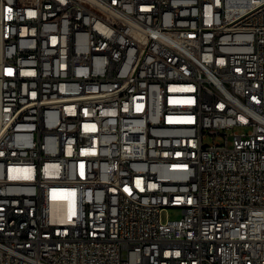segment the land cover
Listing matches in <instances>:
<instances>
[{
    "label": "built area",
    "instance_id": "built-area-1",
    "mask_svg": "<svg viewBox=\"0 0 264 264\" xmlns=\"http://www.w3.org/2000/svg\"><path fill=\"white\" fill-rule=\"evenodd\" d=\"M0 126V264H264V0H0Z\"/></svg>",
    "mask_w": 264,
    "mask_h": 264
},
{
    "label": "bare ground",
    "instance_id": "bare-ground-1",
    "mask_svg": "<svg viewBox=\"0 0 264 264\" xmlns=\"http://www.w3.org/2000/svg\"><path fill=\"white\" fill-rule=\"evenodd\" d=\"M0 133H5V126H0ZM44 235V226H37L36 237H43ZM53 241L56 243H64V236L61 233L53 234Z\"/></svg>",
    "mask_w": 264,
    "mask_h": 264
},
{
    "label": "rangeland",
    "instance_id": "rangeland-1",
    "mask_svg": "<svg viewBox=\"0 0 264 264\" xmlns=\"http://www.w3.org/2000/svg\"><path fill=\"white\" fill-rule=\"evenodd\" d=\"M165 214L170 219H176L179 213L176 210H168Z\"/></svg>",
    "mask_w": 264,
    "mask_h": 264
}]
</instances>
